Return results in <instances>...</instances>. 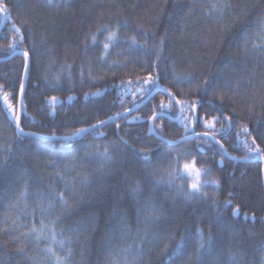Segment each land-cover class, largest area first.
Masks as SVG:
<instances>
[{"label": "trees", "instance_id": "16d2710c", "mask_svg": "<svg viewBox=\"0 0 264 264\" xmlns=\"http://www.w3.org/2000/svg\"><path fill=\"white\" fill-rule=\"evenodd\" d=\"M2 3L9 19L0 32V60L12 55L6 48L13 23L23 33L21 48L34 53L22 96L20 126L26 133L38 135L17 136L15 121L0 102V264H57V257L64 264H262V165L241 164L226 156L221 165L222 154H215L216 145L200 151L197 145L203 142L194 138L175 146L163 144L149 133L148 117L154 104L167 100L164 92L156 93L126 118L73 141L46 137L89 127L128 107L135 109L130 94L121 104V90L116 86L154 71L163 38L155 70L161 74L160 84L178 98L184 99L186 93L189 102L201 101L200 115H217V108L232 115L236 127L221 142L230 157H243L245 151L237 147L235 135L241 124L252 130L257 143L264 140V0ZM214 4L227 7L213 8ZM104 26L117 31V40L101 59L108 35ZM145 33L147 50L134 47L130 38L135 36L142 44ZM91 34L97 35L95 44ZM22 64V57L0 62V84L12 94L9 99L17 113ZM173 72L190 75L191 82L176 83ZM57 74H61L60 87H48L43 78L55 83ZM206 78L212 82L207 95L202 88ZM98 89L106 93L85 98V93ZM51 96H58L62 105L51 108L46 103ZM68 96L74 97L71 104L66 103ZM146 98L137 97L136 105ZM133 116L141 119L133 120ZM175 119L170 116L164 121L163 135L170 140L184 135L181 122L172 121ZM195 130L204 131L200 125ZM105 147L111 160L96 155ZM141 150H151L150 162L139 155ZM184 151L190 155L182 163L195 157L198 167L211 170L201 179L219 181L218 189L203 188L215 195V203L199 196L186 199L190 180L168 183L169 164L176 153ZM180 184L184 185L182 191L176 187ZM60 193L63 201L58 198ZM228 199L232 205L225 208ZM236 206L241 215L234 218ZM42 222L47 228L37 240L31 229H39ZM198 229L204 233L203 248ZM49 247L55 255L47 251ZM232 253L235 262L230 259Z\"/></svg>", "mask_w": 264, "mask_h": 264}, {"label": "snow or ice", "instance_id": "6c2138e0", "mask_svg": "<svg viewBox=\"0 0 264 264\" xmlns=\"http://www.w3.org/2000/svg\"><path fill=\"white\" fill-rule=\"evenodd\" d=\"M51 3V0H49ZM217 7H227L226 4L224 5H213V8ZM0 13H4V19H9V16L7 15L8 9L5 5H3L2 0H0ZM104 31L108 33V35L105 37V42L103 43V55L101 56V59H104V57L108 54L110 46L117 40V31L111 30L107 26H104ZM10 31L13 33L9 43L7 44L6 52L9 54H16L18 51L22 53L23 57V64H22V77L19 81V91L21 97L23 96V93L25 91L26 82L30 79V73H31V56L34 53H30L27 49H22L21 44L23 42V33L19 27L13 23ZM100 31L99 29L97 30ZM19 36V39L16 37ZM152 36H155V33L152 34ZM5 39H8V37H4ZM147 34L145 33V40L141 44L135 36L131 37V44L134 47L142 48L147 50L148 44H147ZM90 40L93 44L97 42V35L91 34ZM163 38L159 42V47L157 48V55L155 58V61L153 62V72L147 73L145 76L140 77L137 76L136 80L133 81L131 79L127 81H121L119 85L116 87L120 89V95L119 100L121 104L123 105L124 97L127 95H131L133 97L132 105H136V99L139 97L140 99H144L147 96H150L153 94V92L156 89L163 88L164 94L167 96V100L161 99L158 104H154L152 106L151 116L148 117V120L151 121L150 127H149V133L157 136L163 144L167 145H179L180 143L188 140L189 138H194L197 140H200L203 142L201 145H197V148L200 151H204L205 146H211L213 144L216 145V153L217 155L222 154V159L220 161V164L223 165V156L230 155L228 152V149L225 147L224 143H222V140H226L229 136L232 134V130L234 127L233 125V116L223 112L219 108H217V115H210L208 113H205L204 115L199 114V108L202 106V102L199 100L191 101L189 102L186 99L187 94L185 93L184 99L178 98L177 94L172 91L170 88L163 87L160 84L161 80V74L158 71H155L159 68V61L161 59L160 53L163 51ZM67 67H71V65H68ZM60 76L61 74H57L53 79L55 83H52L49 81L48 77L45 76L44 82L48 87H51L53 89H56L60 87ZM81 76L83 77V71L81 72ZM173 80L176 83H190L191 82V76L188 74H185L183 76L177 75L175 72L172 73ZM70 78V74H69ZM212 86V82L208 80L207 78L203 81V91L204 94L207 95L208 89ZM4 85L0 84V102L3 103L5 106V109L10 113L12 118L15 121V128H16V135L19 137H30V136H36L38 133H32V132H25L24 129L20 126V116L19 114L13 110V105L9 99V97L12 95L9 92L3 91ZM103 90L98 89L96 92L93 93H85V98L89 96L99 97L102 96ZM67 99L69 101L73 100V96H68ZM224 98L223 96L220 97L221 104L223 103ZM22 99H21V105H22ZM62 101L58 96H51L47 98V104L50 107H53L55 109V106L57 104H61ZM208 103L215 107L212 101H208ZM115 102H113L114 106ZM132 111L131 107L125 108L123 111H118L112 115L107 116L104 120H98L95 124L90 125L89 127H81L78 129H75L74 131H71L70 133H67L62 136H56L55 133H53L50 137H46L47 139H56L63 142L73 141L76 138L82 136L83 134L89 132L90 130L96 131L108 124L109 122H116L121 117L126 118L127 114ZM170 116H174L176 119H178L183 128H184V135H182L179 139L170 140L167 139L163 135V129L165 128V119L169 118ZM133 120H140L141 117L139 116H133ZM160 121L159 124L156 123V121ZM220 125L218 128L217 125ZM200 125L203 127L204 131L197 132L196 126ZM120 125L117 124V128H119ZM190 134V136H189ZM100 135L103 136L104 133L100 132ZM236 135V141H237V147L241 148L245 151V155L243 157H235L232 156L231 158L233 160L243 159L245 161L250 159H264V148L261 147V143H264V140L261 141V143H257V138L252 136V130L249 129L247 125L241 124L238 127V130L235 133ZM251 138V139H249ZM122 143L127 144V140L122 139ZM3 146L0 145V148ZM11 149V145L9 144V150ZM151 150H149L150 152ZM149 152H146L144 150H141L139 155L142 156L143 160L146 162L151 161V156L149 155ZM97 156L105 159V160H111L113 157L110 153V150L105 147L102 152H97ZM190 155L189 152H178L173 157V162H170L169 169H171L168 172V183L173 184L175 180L177 179H186L190 180L191 182L188 184V190L184 193L186 199H193L197 196L204 200H211L213 203L216 201L215 195H210L207 192L203 191V188L206 186H214L217 189L219 188V181L216 179H204L202 180V176H209L211 173V170L203 167V166H197V161L195 157H192L190 161L184 160L182 163V158L187 157ZM178 190H183L184 185H176ZM58 198L63 201L64 196L63 193L57 194ZM231 193L229 196L231 197ZM232 205L231 199H228L224 202V207H230ZM219 207V205H217ZM232 215L234 218L239 217L241 215L239 206H236L232 210ZM244 218H248V214H244ZM253 220H255V216L253 215L251 217ZM47 226L41 223V227L38 229L35 226L31 229L32 234L35 236L37 240L41 239L44 236V232L46 231ZM198 235L200 236V247L203 248L205 246V239H204V233L202 229H198ZM47 238V237H45ZM51 240L56 241V235L53 232L51 235ZM208 240H211V236L208 237ZM61 245L63 242H60ZM47 251L53 255H55L53 249L49 247ZM20 253H23V249H19ZM230 259L235 262L236 260V254L232 253ZM57 264H64V261L57 257ZM262 264H264V261H262Z\"/></svg>", "mask_w": 264, "mask_h": 264}, {"label": "water", "instance_id": "95a60500", "mask_svg": "<svg viewBox=\"0 0 264 264\" xmlns=\"http://www.w3.org/2000/svg\"><path fill=\"white\" fill-rule=\"evenodd\" d=\"M0 15H1V17H2V23H1V25H0V32L3 30V28H4V26H5V23H6V19H4L3 17H4V14L3 13H0ZM14 57H22V53L21 52H17L16 54H12L11 56H9L8 58H6V59H4V60H0V62H7V61H9V60H11L12 58H14ZM23 58V57H22ZM158 92H163V88H160V89H156L154 92H153V94L152 95H150V96H148L138 107H136L135 109H133L131 112H129L128 114H127V116L128 115H130L131 113H133V112H135L136 110H138L139 108H141V107H143L147 102H149L153 97H154V95L156 94V93H158ZM103 93L105 94L106 93V91H103ZM103 94V95H104ZM102 95V96H103ZM102 96H99V97H94V96H92V98H100V97H102ZM21 99H22V97H21V95H20V97H19V101H18V114H19V116L21 117V112H22V105H21ZM74 100V99H73ZM73 100H71V101H69V100H67L66 101V103H68V104H71L72 103V101ZM46 103H47V100H46ZM62 105V103L61 104H57L56 106H55V108L56 107H59V106H61ZM51 108H53V107H51ZM122 118H124V117H121L120 119H122ZM120 119H118V120H120ZM117 120V121H118ZM172 121H174V122H179V120L178 119H175V120H172ZM111 123H113V122H109L108 124H111ZM108 124H106V125H108ZM90 131H92V130H90ZM153 135V134H152ZM155 136V135H154ZM157 137V136H156ZM158 138V137H157ZM159 139V138H158ZM160 140V139H159ZM161 141V140H160ZM170 146H175V145H170ZM227 158H229V159H231V160H233L229 155L228 156H226ZM233 161H236V162H238V163H241V164H250V163H260L261 165H262V179H263V185H264V160L263 159H251V160H247V161H245V160H233ZM245 219V218H244Z\"/></svg>", "mask_w": 264, "mask_h": 264}]
</instances>
